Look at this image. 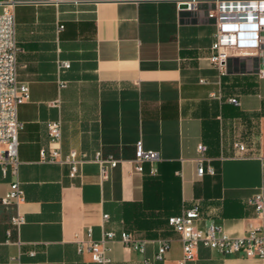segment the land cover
Returning <instances> with one entry per match:
<instances>
[{
    "label": "crops",
    "instance_id": "0c3cea01",
    "mask_svg": "<svg viewBox=\"0 0 264 264\" xmlns=\"http://www.w3.org/2000/svg\"><path fill=\"white\" fill-rule=\"evenodd\" d=\"M7 6L16 18L17 81L29 88L18 108L26 223L21 246L1 247L0 264H93L79 252L90 229L94 241L109 230L146 241L144 253L112 243L109 264L152 261L159 241L169 249L154 264H180L182 242L168 218L193 204L202 210L200 228L264 233L253 204L264 194V79L254 74L256 57L231 58L223 72L209 62L216 28L205 8L180 11L170 0H0V14ZM64 61L69 69L60 68ZM58 121L62 154L75 150L88 160L76 178L69 166L41 160L48 124ZM139 141L159 153L155 176L150 163L134 172ZM200 144L207 147L202 176ZM98 152L120 160L106 181L92 162ZM13 180L0 175V200ZM8 212L0 207L1 233ZM185 264L264 262L199 246Z\"/></svg>",
    "mask_w": 264,
    "mask_h": 264
},
{
    "label": "built area",
    "instance_id": "2783aa9c",
    "mask_svg": "<svg viewBox=\"0 0 264 264\" xmlns=\"http://www.w3.org/2000/svg\"><path fill=\"white\" fill-rule=\"evenodd\" d=\"M160 1V0H139ZM176 4L178 10L199 14L206 10V17L211 20L216 28L215 42L212 45V55L209 62L221 72L225 70L231 58H258V66L254 74L264 79V0H170ZM62 28V27H61ZM20 48L17 42L16 18L13 6H7L0 14V175L6 178L12 175L14 180L10 183V190L0 200V207L7 213L5 228L0 232V249L2 246H21L20 233L26 223V217L21 210L25 201L24 192L17 180L19 170V132L23 124L18 120V108L29 100V88L17 81V56ZM263 58V60H262ZM61 69H69V62H62ZM61 87H64L62 84ZM231 104L239 106L237 98L228 100ZM50 147L41 151V160L49 163H59L70 168V177L78 176L80 167L88 162L86 155L71 150L63 155L61 152V122L48 124ZM233 148L240 154L246 152V147L241 142H234ZM197 173H204V154L207 147L200 144L197 148ZM160 161L157 151L144 148L142 141L136 143L134 172L144 173V165H152L150 174L155 176L158 172L156 164ZM92 162L100 169V179L106 181L111 169L120 163L113 156L103 157L100 152L95 154ZM264 167V161H262ZM209 173L214 174L209 168ZM258 216L264 218V194L253 201ZM202 210L199 204H193L182 214L168 218V225L172 228L182 242V259L180 264L193 261L196 250L204 246L216 251L223 256H244L246 258L260 259L264 262V233L254 229L243 236H229L221 232L220 228L210 225L200 228ZM109 215L104 214V221L109 220ZM92 231L88 230V239L80 243L79 252H87L93 264H109L108 254L111 244L119 241L124 247L144 253L146 241L136 240L130 233L122 231L119 234L114 230L103 232L99 241L91 239ZM169 243L159 241L157 254L152 261L144 260L143 264H154L163 261ZM34 255V253H31ZM11 261L19 263V258Z\"/></svg>",
    "mask_w": 264,
    "mask_h": 264
}]
</instances>
